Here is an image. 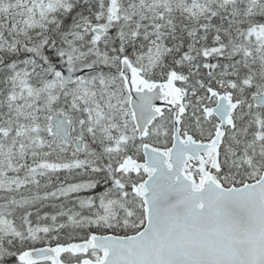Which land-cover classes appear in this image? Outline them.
Masks as SVG:
<instances>
[{
  "label": "snow or ice",
  "instance_id": "snow-or-ice-1",
  "mask_svg": "<svg viewBox=\"0 0 264 264\" xmlns=\"http://www.w3.org/2000/svg\"><path fill=\"white\" fill-rule=\"evenodd\" d=\"M0 264H264V0H0Z\"/></svg>",
  "mask_w": 264,
  "mask_h": 264
}]
</instances>
